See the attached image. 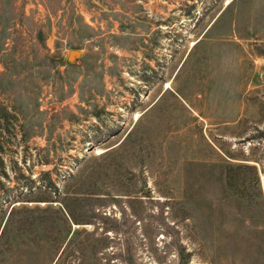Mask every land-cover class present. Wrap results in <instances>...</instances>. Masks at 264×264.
I'll return each instance as SVG.
<instances>
[{
	"label": "rangeland",
	"instance_id": "374dc122",
	"mask_svg": "<svg viewBox=\"0 0 264 264\" xmlns=\"http://www.w3.org/2000/svg\"><path fill=\"white\" fill-rule=\"evenodd\" d=\"M45 172L87 220L0 264H264V0H0V202Z\"/></svg>",
	"mask_w": 264,
	"mask_h": 264
},
{
	"label": "trees",
	"instance_id": "16d2710c",
	"mask_svg": "<svg viewBox=\"0 0 264 264\" xmlns=\"http://www.w3.org/2000/svg\"><path fill=\"white\" fill-rule=\"evenodd\" d=\"M43 174H44L42 177L43 184L41 186L43 188V192L41 193L42 196H40L41 199H29V200L20 199V200H16V197H12L11 195H9V196H7V198L8 199L12 198L13 203L8 208L4 207V205L0 202V213H2L1 220L3 221L2 222L3 225L0 223V243L2 242V239H6L9 243H11V241H12L11 233L14 231L22 233V229H20L21 224L16 226V222H15V215L18 211H23V210L24 211L56 210V212H59L60 214H62V219H63L64 223L68 224L70 226L73 223H78V224H80L81 222L84 223L83 221L87 220L86 216L83 217V219H81L75 213L74 203L78 199V197H75L74 195H70V193H67V191L66 192L63 191V189H61L57 185V183L52 178V176L50 175L49 172H45ZM70 177H72V179H79L80 174H71ZM31 182H34V180L31 179ZM0 183H1V180H0ZM81 183H83V182L81 181ZM79 186L82 187L83 185L79 184ZM31 191H32V189H31ZM31 194L34 196L35 193L32 192ZM0 201H2L1 194H0ZM21 201L59 202L60 206H58V208H54L52 206H47L44 209H41V207H39V206H36L34 208H30V207H26V206L16 207L17 206L16 203L21 202ZM30 224L32 226L34 224H39L45 231V227H44L42 221H39V220L35 221V222L33 221ZM79 233H80V231L78 229L77 230L74 229L72 231L70 239H72V237H74L76 234H79Z\"/></svg>",
	"mask_w": 264,
	"mask_h": 264
},
{
	"label": "water",
	"instance_id": "95a60500",
	"mask_svg": "<svg viewBox=\"0 0 264 264\" xmlns=\"http://www.w3.org/2000/svg\"><path fill=\"white\" fill-rule=\"evenodd\" d=\"M73 52H74V51H73ZM73 52H72V53H73ZM75 52H77V51H75ZM72 53H71V54H72ZM72 55H73V54H72Z\"/></svg>",
	"mask_w": 264,
	"mask_h": 264
}]
</instances>
